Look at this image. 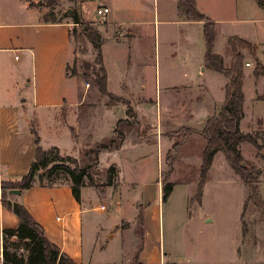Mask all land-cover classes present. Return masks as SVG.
Listing matches in <instances>:
<instances>
[{
	"label": "rangeland",
	"instance_id": "obj_1",
	"mask_svg": "<svg viewBox=\"0 0 264 264\" xmlns=\"http://www.w3.org/2000/svg\"><path fill=\"white\" fill-rule=\"evenodd\" d=\"M214 1L201 0L200 2L210 7ZM249 1L219 0V7L214 8L219 14V23L215 27L216 39L212 51L214 53L216 49L221 52L225 65H228L231 59L229 48V58L225 52L226 37L241 26L238 18L249 15L244 8ZM144 2L147 5L148 15H152L155 10L159 12L158 17H162L161 0H145ZM34 4H38L44 10V17L50 19H69L72 11L78 8L77 2L72 0H38ZM217 4L218 0L214 5ZM88 23L90 25L72 24L73 43L69 74L74 79L70 81V91H74L78 85V92L86 98L85 109L88 110L89 103L95 104L99 116H105L110 113L113 106H120L123 101L101 94L95 86L93 71L100 68V64L96 61L99 48L95 40L100 42L96 31H100L104 40L108 27L104 19ZM259 23L264 27V22ZM202 26L200 23L178 25L164 22L156 24V34L153 30L151 32L148 29L146 32L141 31L124 46L118 47L114 42H107L103 48V54L106 68L110 71V88L117 89L116 80L120 75L118 74L119 64L124 62L129 52L131 55L129 59H132V63L135 62L132 65L134 69L132 80L140 83L146 78L145 83L149 91L153 92L156 81L155 71L153 68H146V61L149 60L150 55L153 60L154 47H156L157 67L159 61L160 71H162L160 74L161 91H165L162 86L163 69L167 61L172 60L175 69L172 70L174 72L171 73L170 79L177 85L190 83L193 86L192 91L199 97L196 109L201 111V106L207 102L208 98L205 93L209 91L215 101L219 99L220 111L227 80L222 73L216 70L209 69L205 73L201 72L202 63L199 64L197 61L203 58L205 51ZM178 28L182 29L181 34L176 36ZM116 29H108V31L114 34ZM262 47L263 45L259 47V54H261L260 48ZM242 50L246 51L244 61L250 60L251 68H256L257 62L254 57L247 53V49L242 48ZM245 65L243 64V67ZM251 68H245L244 90L247 101L251 94H263L264 97V78L257 80V75L250 73ZM200 72L203 75H199ZM129 91L133 93L134 90L130 87ZM182 92H187V90L176 88L174 94L181 96ZM260 102L256 107V112L262 116L264 121V98ZM207 106L213 108V104H207ZM132 109L136 113L134 106ZM168 123L166 121L161 123L159 160L154 143L153 145L152 143L145 144L140 152L126 153L122 156L120 161L125 165L126 172L129 174L125 177L124 186L116 182L114 170L111 171L112 175H107L109 168H106L110 160L105 158L104 154L101 156V164L93 165L86 172L84 179L86 186L84 187H89V190L81 188L85 203L93 200L94 204L105 209L102 215L98 216V223L104 230L99 228L100 233L96 235L102 242L105 235L106 240L109 241L107 234L110 232L116 234L114 239H110L107 247L101 248L99 240L96 242L97 247H94V232L97 230L90 216L86 215L84 219L86 257L105 261L137 260L138 249L142 247L143 238L147 243L146 236H143L145 231L143 228L146 225L144 216L150 211L155 226L152 235L154 238L160 236V245L158 242H155V245L161 248L162 260H184L183 264H241L242 260H264V203L258 195V190L256 195H250L249 187L234 173L222 152L215 154L213 163L203 179L194 156L204 149V138L197 134L198 130L203 129L204 124L202 127V124H192L187 120L185 124L189 123L193 128L178 126L171 129ZM119 127L123 131H130L131 141L150 142L153 140L147 135L134 136L139 128L136 114L130 118L128 127L125 125ZM263 132L252 131L250 133L256 145L250 142H241L239 145L244 164H247L254 179L255 188L258 187L259 181L264 179ZM26 134L25 137L17 133L14 136L11 134L9 138L8 136L1 138L4 154L3 161H0V182L21 180L28 172L30 162L19 161L21 150L28 142L33 143V136L31 138L29 132ZM88 150L85 149L76 158L79 165L84 166L88 163L89 159L85 155ZM190 156L193 157L190 158ZM128 157L133 160L132 163H125ZM67 163L74 166L72 161ZM66 177L67 175L58 172L56 176L46 178L44 182L60 183ZM146 180L147 184L143 185L142 183ZM164 181L175 184L166 200L162 201V182ZM190 181L193 182L190 183ZM37 183L39 184V181ZM104 189L105 197L101 196ZM199 193L201 196L198 195ZM118 197L123 200L116 201ZM7 198L12 199L9 195ZM132 202H136L139 207L138 216Z\"/></svg>",
	"mask_w": 264,
	"mask_h": 264
},
{
	"label": "crops",
	"instance_id": "obj_2",
	"mask_svg": "<svg viewBox=\"0 0 264 264\" xmlns=\"http://www.w3.org/2000/svg\"><path fill=\"white\" fill-rule=\"evenodd\" d=\"M37 1L0 0V161H3L4 154L1 138L3 136L9 138L11 134L14 136L17 133L21 137H25L27 136L26 132H29L30 137L33 136V143L32 141L28 142L26 147L21 150L19 161L30 162L29 164H31L36 155L33 130L39 135L40 145L43 149L57 147L62 155L72 156L76 159L85 149H90L112 138L115 135L114 129L119 120H130L136 114V122L139 128L134 136L144 137L147 135L153 140L150 142L131 141L129 139L130 131L125 130L127 136L119 149L104 151L99 155V164L102 162L101 156L103 154L106 156L105 158L110 160L109 166L106 168H109L107 175H112L111 171L114 170L116 182L124 186L125 177L129 174L126 172L125 165L120 161L122 156L126 153L140 152L145 144L152 143L153 145L154 143L159 160L160 128L163 121L171 122L168 123L171 129L178 126L192 127L189 123L188 125L185 124L187 120L192 124H202L203 127L208 118L219 113V99L215 101L209 91L205 93L208 98L207 102L201 106V111L196 109L195 106L198 105L199 97L192 91L191 87L193 86L190 83L177 85L170 79L171 73L174 72L172 70L175 69L172 60H168L163 69L162 86L165 91H161L160 74L162 71H160L159 61L157 67L156 47H154L153 60L151 59L152 55H150L149 60L146 61V68H153L155 71L156 81L153 92L149 91L147 83H145L146 78L144 82L140 83L132 80L134 71L132 65L135 62L132 63V59H129L131 57L129 52H127L124 62L119 64L118 74L120 73V75L117 76L116 80L117 89L112 90L110 88V71L106 68L103 54V48L107 42H114L118 47L124 46L139 35L141 31L146 32L148 29L150 32L153 30V33L156 34V24L164 22L178 25L200 23L203 25V33L206 19H187L178 6V0H161L162 17H158L159 12L155 10H153L152 15H148L145 0H72L77 2L78 8L74 10L79 12L85 22H99L104 19L108 29L117 28L116 30L119 31L118 34L117 31L110 34V30L107 29L100 48L107 72L108 91L119 98L118 101H123L120 106H113L110 113L105 116H99L95 104L89 103L90 107L88 110L85 109L86 98L78 92L77 82L76 89L70 91V81L74 79L69 74L73 43L72 24H79L74 22L72 15L74 10L70 14L71 18L66 20L45 18L44 10L38 4H34ZM194 1L196 8L205 14L207 21L213 22L215 29L216 24L219 23V14L215 10L219 7V0L217 5H214L216 0L211 3L212 7L205 6L200 2L201 0ZM262 1L263 4L257 0L247 2L244 8L249 15L238 18L241 26L227 35L225 52L228 58L227 38L230 35H237L250 40L257 46L255 55L262 61L264 27L259 23L264 22V0ZM101 6L110 8L104 16L97 13V9ZM181 30V28L176 29V36L181 34ZM215 39L216 33L212 47ZM203 42L205 51L203 58L197 63H202L201 72L205 73L209 69H214L211 64L205 63L206 43L204 36ZM261 45L263 47L260 48L261 54H259L258 50ZM214 53L223 56L216 49ZM243 53L246 57V51L243 50ZM245 62H249V64L243 67V117L239 122V129L244 134L252 131H264L263 118L256 112V107L264 98L263 94H251L248 101L245 98V68H251V61L245 60L244 64ZM201 72L199 75H203ZM250 73L255 75L254 69ZM256 77L257 80H262L264 71ZM130 87L133 88V93H130ZM176 88H184L187 92H182L181 96H176L174 94ZM207 104H213V108L208 107ZM131 105L134 106L136 113L133 112ZM128 109L132 111L130 114L127 113ZM145 125L146 128H144ZM202 151L194 156L196 166L199 168L202 163ZM192 157L190 156V158ZM7 158L10 159L9 156ZM132 162L133 160L129 157L125 159V163ZM1 182L0 264H3V230L17 227L19 218L13 211L2 205ZM147 182L146 180L142 184H147ZM184 183H188V181H184ZM71 185V181L68 179L53 186H41L36 183L19 194L9 192V196L12 197L9 199L23 204L33 218L45 229L48 239L62 253L71 258L75 264H183L184 260H162L161 248L155 245V242L160 245V236L154 238L152 235L155 226L150 211L146 212L144 216L146 225L143 228L145 230L143 236H146L147 243L143 238L142 247L138 249L137 260L88 259L85 252L84 219L86 215L90 216L93 226H96L97 231L94 232L93 243L95 247L96 242L101 240L97 236L100 233L99 228L104 230L98 223V216H101L105 209L102 206L98 207L93 203V200L85 203L83 195L77 199ZM85 189L89 190V187H84ZM257 190L264 203V179L259 181ZM105 192L104 189L103 194L100 193L101 196L105 197ZM119 197L116 198V201L123 200ZM132 205L137 210L138 216L139 207H137L136 202H132ZM105 233L107 232L105 231ZM115 235L112 232L107 234L109 241L106 240L105 235L104 244H102L103 241H100L101 248L107 247L110 239H114ZM241 264H264V260H242Z\"/></svg>",
	"mask_w": 264,
	"mask_h": 264
},
{
	"label": "trees",
	"instance_id": "obj_3",
	"mask_svg": "<svg viewBox=\"0 0 264 264\" xmlns=\"http://www.w3.org/2000/svg\"><path fill=\"white\" fill-rule=\"evenodd\" d=\"M263 4L262 0L258 1ZM178 6L189 20H204V38L206 43L205 59L211 67L222 73L227 82L224 86V102L221 110L217 115L208 118L204 127L199 134L204 138L205 145L201 154L202 163L200 173L204 179L208 171L213 157L217 152H222L227 163L237 174L242 182L250 189V195L257 194V188L253 186L254 179L251 171L244 164V160L239 148L241 142H250L256 145V141L250 133H242L239 129V122L243 117V64L245 54L242 48L247 49L257 62L254 68L256 75L264 71V49L263 59L260 61L255 55L257 46L250 40L230 35L227 38V45L230 50L231 59L228 65H225L220 54L213 53L212 43L214 39L215 29L213 22L207 21V17L200 12L194 0H178ZM74 22L82 25H90L85 22L79 12L74 10ZM98 39L95 40L96 46L99 48L97 63L100 68L94 69V83L100 93L109 95L110 97L120 100L108 91L107 88V72L103 64L101 53V44L103 36L100 31ZM262 62V63H260ZM263 64V65H261ZM132 112L128 109V114ZM122 123V124H121ZM130 125V120H119L114 129L115 135L108 141L96 145L94 148L86 152L88 163L84 166L78 164V161L72 156H64L57 147L43 149L40 145V137L35 130L36 155L31 163L28 172L21 180H6L1 182L2 199L1 203L7 209L13 211L19 218V224L15 228H6L3 230V264H75L74 261L53 244L46 236L45 229L33 218L28 209L19 202H13L7 196L10 190L19 189L21 191L32 187L39 181L41 186H53L56 183H45L46 178H53L58 172L67 175L65 179L71 181L73 193L77 199L81 197V188L86 186L84 179L86 172L99 163V155L103 151H112L119 149L126 139V132L119 126ZM264 135V132H263ZM72 161L74 166L67 162ZM163 177V175H162ZM172 182H162V201L166 200L167 195L172 190ZM201 196V193L198 194Z\"/></svg>",
	"mask_w": 264,
	"mask_h": 264
},
{
	"label": "built area",
	"instance_id": "obj_4",
	"mask_svg": "<svg viewBox=\"0 0 264 264\" xmlns=\"http://www.w3.org/2000/svg\"><path fill=\"white\" fill-rule=\"evenodd\" d=\"M110 8L107 6H101L97 9V13L104 16L109 12ZM245 64H249V62H245Z\"/></svg>",
	"mask_w": 264,
	"mask_h": 264
},
{
	"label": "water",
	"instance_id": "obj_5",
	"mask_svg": "<svg viewBox=\"0 0 264 264\" xmlns=\"http://www.w3.org/2000/svg\"><path fill=\"white\" fill-rule=\"evenodd\" d=\"M20 192H21V190H19V189L10 190V193H14V194H19Z\"/></svg>",
	"mask_w": 264,
	"mask_h": 264
}]
</instances>
